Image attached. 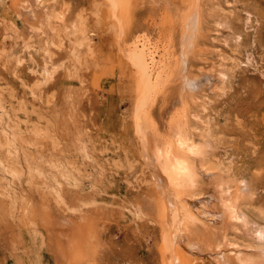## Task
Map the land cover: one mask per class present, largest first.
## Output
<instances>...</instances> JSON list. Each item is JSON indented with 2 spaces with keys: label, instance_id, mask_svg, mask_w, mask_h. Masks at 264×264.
Wrapping results in <instances>:
<instances>
[{
  "label": "rangeland",
  "instance_id": "1",
  "mask_svg": "<svg viewBox=\"0 0 264 264\" xmlns=\"http://www.w3.org/2000/svg\"><path fill=\"white\" fill-rule=\"evenodd\" d=\"M0 264H264V0H0Z\"/></svg>",
  "mask_w": 264,
  "mask_h": 264
},
{
  "label": "bare ground",
  "instance_id": "2",
  "mask_svg": "<svg viewBox=\"0 0 264 264\" xmlns=\"http://www.w3.org/2000/svg\"><path fill=\"white\" fill-rule=\"evenodd\" d=\"M189 24V23H188ZM187 24V25H188ZM194 25H192V24H189L188 26L186 25V28H185V32H184V34H183V38H184V42H183V45L185 44L186 46H188V45H190L191 44V40H190V38L194 35V33L196 32V28H197V23H193ZM262 31V30H261ZM246 34V33H245ZM194 37H195V35H194ZM191 41V42H190ZM141 42V41H140ZM185 46V47H186ZM189 47V46H188ZM239 49V48H238ZM261 50V49H260ZM130 52L132 53L133 51L132 50H130ZM142 52V51H141ZM131 53H129V56H130V59H131V61L136 65V67H138V71H140V77H141V79L145 82V83H147L148 81H149V79H148V75L150 76V73L149 74H147V72H146V66L144 65L145 63L143 62V59H142V57L140 56V54L138 55L136 52H135V49H134V54H131ZM136 53V54H135ZM142 54V53H141ZM181 63H182V67H181V70L184 72L185 71V66H186V63H185V61L184 60H182L181 61ZM148 65V64H147ZM146 67V68H145ZM148 71V70H147ZM141 80V81H142ZM142 81V82H143ZM141 82V85L143 84ZM188 84L190 85V86H194L195 84H196V82H197V79H189L188 80ZM150 84V83H149ZM146 85V84H145ZM148 86V85H147ZM146 86V87H147ZM146 87H145V90H146ZM149 88V87H148ZM256 94V93H255ZM177 142H178V144L179 145H184V143H186V141H185V138L183 139V138H178L177 139ZM182 147V146H181ZM187 150H191L192 148L190 147V145H187ZM168 151V150H167ZM167 151H166V153H165V155H166V157L168 158V153H169V151H168V153H167ZM170 155H171V152H170ZM170 155H169V161H168V163H165L166 162V160L163 162V164L161 165V166H164V167H162V169L163 168H165V172L166 173H164L163 175H162V179H161V181L163 182V183H168V182H170V181H172L173 179H175L173 176L175 175L176 177L177 176H180L181 175V173L182 172H184L185 170H186V161L184 160V159H181V158H179V156H175V154L173 155V156H171V158H170ZM157 156V157H156ZM155 158H156V160L158 161V159L160 158V160H162V158H161V153L160 152H158L157 153V155H155ZM159 160V161H160ZM168 166V167H167ZM171 170V171H170ZM173 171V173H174V175L173 174H171V172Z\"/></svg>",
  "mask_w": 264,
  "mask_h": 264
}]
</instances>
